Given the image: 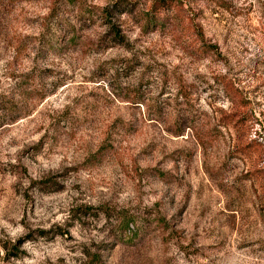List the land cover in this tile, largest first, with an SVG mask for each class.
<instances>
[{
    "label": "rangeland",
    "instance_id": "374dc122",
    "mask_svg": "<svg viewBox=\"0 0 264 264\" xmlns=\"http://www.w3.org/2000/svg\"><path fill=\"white\" fill-rule=\"evenodd\" d=\"M0 264H264V0H0Z\"/></svg>",
    "mask_w": 264,
    "mask_h": 264
},
{
    "label": "trees",
    "instance_id": "16d2710c",
    "mask_svg": "<svg viewBox=\"0 0 264 264\" xmlns=\"http://www.w3.org/2000/svg\"><path fill=\"white\" fill-rule=\"evenodd\" d=\"M174 8L178 7L175 6L173 7V9ZM141 20L143 22V30L145 32L155 30L157 28L164 29L165 27V21L156 17L153 13H142ZM199 50L202 51L203 49ZM204 52H206V49ZM124 225V230H128L129 232H131L132 229H130V227L133 228L132 221H126ZM134 232H137V229Z\"/></svg>",
    "mask_w": 264,
    "mask_h": 264
}]
</instances>
